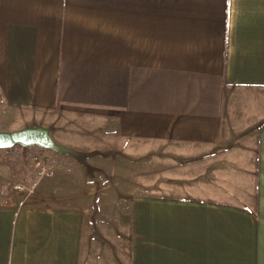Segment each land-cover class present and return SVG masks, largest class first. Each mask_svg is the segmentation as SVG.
<instances>
[{"label": "crops", "instance_id": "obj_1", "mask_svg": "<svg viewBox=\"0 0 264 264\" xmlns=\"http://www.w3.org/2000/svg\"><path fill=\"white\" fill-rule=\"evenodd\" d=\"M242 91L264 92V0H0V117L104 126L114 151L228 150L171 193L130 197L128 264H264V118L245 122L253 140L231 134L264 102ZM48 184L25 197L0 176V264H106L84 204Z\"/></svg>", "mask_w": 264, "mask_h": 264}, {"label": "rangeland", "instance_id": "obj_2", "mask_svg": "<svg viewBox=\"0 0 264 264\" xmlns=\"http://www.w3.org/2000/svg\"><path fill=\"white\" fill-rule=\"evenodd\" d=\"M240 94L248 95L245 97L247 100H253L249 94L261 95L264 102L262 91H242ZM243 106L245 110L240 114L242 122L238 123L239 128L231 130V134L241 135L243 132V136L253 140L254 132H246L245 122L254 116L264 118V115L256 113V102ZM258 107L262 109L264 105ZM63 121L59 118L56 126L47 129L52 139L66 148L65 152L35 146L0 150V176L5 177L7 191L13 190L12 186L17 182L35 187L39 181L48 180L49 192L80 200L86 208L92 232L89 244L97 247L96 257L102 258L106 264H128L126 236L131 196L171 193L173 187H180V179L201 173L206 168V162L228 152L218 146H187L156 141H130L122 150L114 151L109 146L105 147L108 137L104 126L79 130L70 124L63 128L66 123ZM20 129L23 128L17 116L0 117V131ZM35 157L45 169L41 179L36 175ZM238 164L241 165L240 162ZM109 256H112V261Z\"/></svg>", "mask_w": 264, "mask_h": 264}, {"label": "water", "instance_id": "obj_3", "mask_svg": "<svg viewBox=\"0 0 264 264\" xmlns=\"http://www.w3.org/2000/svg\"><path fill=\"white\" fill-rule=\"evenodd\" d=\"M15 146L22 148L35 146L58 153L66 151L64 146L52 139L49 130L42 126L27 127L13 132L0 131V150L11 149Z\"/></svg>", "mask_w": 264, "mask_h": 264}, {"label": "built area", "instance_id": "obj_4", "mask_svg": "<svg viewBox=\"0 0 264 264\" xmlns=\"http://www.w3.org/2000/svg\"><path fill=\"white\" fill-rule=\"evenodd\" d=\"M33 159H34L36 175L39 179H41L45 174V169L43 168L42 163L38 160V158L35 157ZM34 188H35L34 186L29 187L25 185L23 182H17L12 186L13 191L20 193L25 197L31 196L34 192Z\"/></svg>", "mask_w": 264, "mask_h": 264}, {"label": "trees", "instance_id": "obj_5", "mask_svg": "<svg viewBox=\"0 0 264 264\" xmlns=\"http://www.w3.org/2000/svg\"><path fill=\"white\" fill-rule=\"evenodd\" d=\"M11 149H26V148H22V147H20V146H15V147H13V148H11ZM8 150V149H7Z\"/></svg>", "mask_w": 264, "mask_h": 264}]
</instances>
